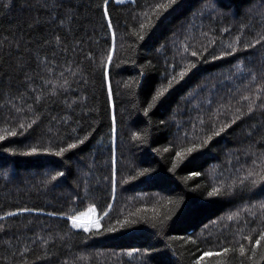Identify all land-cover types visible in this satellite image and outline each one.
I'll return each mask as SVG.
<instances>
[{
    "label": "trees",
    "instance_id": "obj_1",
    "mask_svg": "<svg viewBox=\"0 0 264 264\" xmlns=\"http://www.w3.org/2000/svg\"><path fill=\"white\" fill-rule=\"evenodd\" d=\"M168 2L0 0V264H264V0Z\"/></svg>",
    "mask_w": 264,
    "mask_h": 264
},
{
    "label": "rangeland",
    "instance_id": "obj_2",
    "mask_svg": "<svg viewBox=\"0 0 264 264\" xmlns=\"http://www.w3.org/2000/svg\"><path fill=\"white\" fill-rule=\"evenodd\" d=\"M114 1L117 7L122 12L123 16L126 18V20L133 27H138L139 25L143 23L144 19L149 15L151 10L157 4H159L160 2L164 0H114ZM89 210L79 215L80 217L79 222L81 224L91 225L93 221L97 219L98 221H100L103 218V217L98 218V214L95 210L91 212Z\"/></svg>",
    "mask_w": 264,
    "mask_h": 264
},
{
    "label": "snow or ice",
    "instance_id": "obj_3",
    "mask_svg": "<svg viewBox=\"0 0 264 264\" xmlns=\"http://www.w3.org/2000/svg\"><path fill=\"white\" fill-rule=\"evenodd\" d=\"M175 3H176V0H169L168 3H164V4L158 5V8L159 9H162V10H167L169 7H171L172 4H175ZM157 15H159V13H157ZM141 38H143V37H141ZM192 55L193 56H196L197 53L196 52H193ZM191 67L194 68L195 67V64H192ZM180 75H181V78H183V76L185 75V73H181ZM169 87H171V85H169ZM166 91H167V88H161L158 91V93H157L156 99H159V97L162 96L164 94V92H166ZM12 135H15V133H13ZM0 139H3V137H0ZM205 143H207V141H205ZM74 147H76V145H69V148H74ZM65 150L66 149H62L61 152H58L56 154L57 155H61L63 153V151H65ZM194 150H195L194 148H189V149H187V152L191 153ZM35 151H36L35 149H32V152H35ZM177 156L182 159L183 158V153H177ZM61 175H62V173H61ZM54 179H55V177H54ZM217 191L218 190L214 189L213 192L210 193L209 195H215L217 193ZM89 211L90 212L91 211H94V209H90ZM84 215H86V214H84ZM69 219L72 220L74 227H77V228L83 227L85 231H88L90 227H93V226L94 227H98L99 226L98 219L95 220V221H93L91 223V225L81 224L79 222L80 221V217L79 216H72ZM229 219H231V217H229ZM261 241H264V234H261L260 237H259V239L255 241V246H259L260 243H261ZM228 251H229V249H223L221 252H217V253H204L203 256L201 257V259H203L204 256H210V255L211 256H221V255H223V253H226ZM245 251H246V249L243 246H241V248H240L241 255H243L245 253Z\"/></svg>",
    "mask_w": 264,
    "mask_h": 264
}]
</instances>
